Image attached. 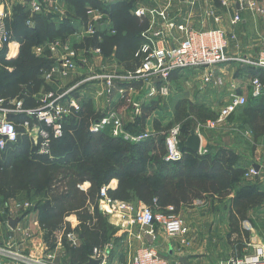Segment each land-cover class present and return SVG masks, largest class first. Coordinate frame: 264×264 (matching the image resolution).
Here are the masks:
<instances>
[{
	"label": "trees",
	"instance_id": "16d2710c",
	"mask_svg": "<svg viewBox=\"0 0 264 264\" xmlns=\"http://www.w3.org/2000/svg\"><path fill=\"white\" fill-rule=\"evenodd\" d=\"M62 1L69 8L63 16L47 9L34 14L20 7L13 18L6 19L12 37L19 43V52L11 55L7 54V49L0 52V98L5 101L4 106L14 99L22 100L24 110H37L42 106L40 93L54 90L45 73L56 60L49 49L45 48L38 55L35 48L64 40L67 35L78 33L79 28H89L91 11L103 17L98 27L93 26L92 34L84 35L81 46L74 43V48L83 50L89 63L92 62L90 49H99L106 57L114 56L126 73L135 72L141 66L145 55L137 53L147 40L143 34L150 29V20L136 15L137 0ZM213 1L217 6L222 3ZM249 70L251 76L264 79V69L252 66ZM116 81L117 84L137 82ZM78 88L69 95L76 96ZM254 99L255 103H250L244 112L258 114L249 122L257 137L264 134V117H261L264 93ZM80 104L79 111L73 109L63 118L64 134L60 138L52 137L48 152H40L42 139L36 145L24 127L28 121L31 127L38 125L51 131L46 122L27 111L12 114L10 120L16 125L18 138L0 148L2 221L8 219L5 206L10 199L20 195L23 201L31 199V207L41 211V225L47 232L50 248L55 247L56 231L62 230L64 235L76 232L81 236V245L73 247L67 243L66 246L71 252V263L84 264L94 248H101L111 238L118 241V236L115 237L118 229L99 208L100 191L113 180H117V185L107 189L111 198L140 201L154 210L166 211L173 206L177 214L182 206H192L197 199L223 202L236 189V196L230 198V225L232 232L238 234L237 246L243 247L241 240L250 236L243 224L250 221V210L264 204V187L257 181H246L248 168L238 153L225 146L212 145L207 146L206 152L196 153L188 149L182 139V158L167 161L164 136L152 133L151 138L135 142L113 136L109 130H93V122L105 112L100 114L92 100H83ZM153 109V106H143L142 119L131 123L126 130L131 134L146 132L143 126ZM70 215H76V225L67 220Z\"/></svg>",
	"mask_w": 264,
	"mask_h": 264
},
{
	"label": "crops",
	"instance_id": "0c3cea01",
	"mask_svg": "<svg viewBox=\"0 0 264 264\" xmlns=\"http://www.w3.org/2000/svg\"><path fill=\"white\" fill-rule=\"evenodd\" d=\"M175 1L179 2L181 6L180 8L182 9L181 13L174 11L173 3ZM223 1L224 0H221V5L217 6L213 0H166L164 5L169 4L168 15L177 23L184 24L187 28L207 26L209 28H221L228 33V35H231L227 47V53L230 58L241 57L257 59L260 51L264 49V14L242 8L241 3L235 0H227L229 3L228 7L223 4ZM256 1L264 7V0ZM23 2L29 3L25 0ZM144 5L145 4L136 2V9L145 7ZM183 9H186L187 11L183 12ZM171 10H173V12ZM237 12L240 13L241 20L237 23H233V18ZM102 17L103 15L99 12L91 11L90 24L93 25V23H95L96 26L99 23V19ZM154 22V24H151L152 22L150 21V28H159L162 25L160 17H155ZM250 30L253 31L250 32ZM74 35L79 36L81 34L79 32L76 34H69L64 40L58 39L56 42H53L55 43V48L52 53L56 60L55 64L58 63V59L63 54V48L65 45L70 46L71 43L69 42H71V39L69 37ZM185 36V31L176 28L167 31L165 37L162 39V43L165 46H173L185 38ZM7 50H16L18 53L19 47L18 50L16 46L14 49ZM89 52L92 53L90 56L92 62L90 63L94 64V66L96 63L93 56H97V58L102 60V63L96 67L97 69L101 68L100 66H103L112 71H122V74L127 72L125 71L124 66L120 64L114 56L106 57L101 52H95V50L91 49ZM91 67L92 66L89 64L81 65V71L78 70L70 77H64L60 73H56V75L48 81L54 85L53 91L58 94L66 92L75 83V85H78L79 87L77 95H74L77 100L79 102H82L83 100H92L95 109L99 111L102 106V103L98 101L100 100V97H98L97 100L96 98L90 97L93 96L92 93H90V95L88 94L90 81H87L86 79L94 73ZM208 70L210 69L206 67L198 68L199 73L202 75H200L199 78L197 77V80H200V83H202L203 86L215 89L217 94L215 96H218L221 100L226 99L227 96L229 98V93L233 89L243 94L252 90L249 79L251 76V70H249L248 65L243 64L240 61L233 59L228 60L212 69L215 70L214 72H216V76L224 81L223 84L210 85L205 83L203 77ZM186 71H193V69L178 70L170 76V91L168 95H161L158 92L161 80L158 77H152L148 83L143 80L142 82L141 80L137 81L140 84L137 88L134 87V84L129 87L122 86L123 82H120L117 85L119 91L114 92V97H112L114 100L118 101L122 96L120 91L124 90L123 92H125V95L128 93L129 88L131 89V87H134L135 89L133 91L137 94H135V96H138L141 93V97H139L138 100L136 99L138 103L141 104L143 98L144 100L147 98H153L152 101L150 99L143 105L154 107L153 111L146 118L143 129L144 131H149L151 129L154 130L155 123L158 122V120L161 121L162 124L166 122V120L168 122L170 121V119L165 118V112L163 113L164 110L163 107L161 108V104L164 103V109L168 107L172 94L175 91L174 83L178 79H181L179 77H181L182 73ZM194 77L196 78V75H194ZM152 88H155L154 91H152ZM199 90L200 89L195 91V97ZM45 94L46 93L44 92L40 93L39 97H41V101ZM157 96L161 97V99L157 98V101H160L159 106L155 103L153 104ZM62 102L66 106H69V95L64 96ZM107 102H110V100ZM121 107L120 113L125 129L126 127L128 128L131 123L135 124L138 119H142L144 113L143 107L141 114L139 115L138 113L133 115V110H128V106ZM1 116L2 115H0V118ZM32 134L35 135L34 131ZM234 134L235 137L238 135L237 132H234ZM33 135L31 137L32 139ZM222 141L221 138H218L217 140L213 139L210 140L209 144L216 147L225 146L231 148L242 156V159H244L243 164L248 169L253 167V165H256L258 167V175L246 178V181L249 183L257 181L264 187V134L254 137V139L250 141V144L252 145V148L250 149H247L246 146L243 148L241 144H238L235 138H232L231 143L228 145H225ZM110 185L111 187H115L117 185V180H113ZM236 194V189H234L233 193L223 202L211 198L206 200L197 199L192 206H182L179 209L178 215L189 227L188 233L184 236L169 237L164 229L157 223L154 224V232L151 234L147 231L149 229L148 227L142 229L138 224L128 225L126 219H124L126 221L125 224H116L114 218L109 217L110 224L116 226L118 229V241H114V239L111 238L106 241L101 248L108 253L109 264H119V261H125L126 264H129L135 253L142 247L155 248L158 253L169 262V264H221V262L233 257H242L248 260H253L255 259V256L260 254V250L261 252L264 250V237L261 238L259 234H256L258 240H255L254 233L252 232V229L254 228L259 233L257 219L261 212L256 211L263 208L264 204L248 212L250 221H245L243 226L250 232V236L241 240L244 245L239 248L236 242L238 234L232 232V227L230 225V198L236 196ZM22 197L23 196L20 195L17 198L10 199L6 203V207H8V220L14 219L16 224L13 227L10 224H6V222L3 224L0 223V245L9 248L12 252L21 253L38 260H48V258H50L53 264H72L71 252L66 245L67 243L73 247L81 245V236L76 232H71L76 233L79 240L77 245H73L69 241L68 235H64L62 230H58L55 232V247L50 248L46 241L47 232L41 225V211L32 208L33 206L30 208H25L23 206L19 207L18 203L23 201L21 200ZM138 203L141 202L138 201L134 204ZM0 213H2L1 207ZM67 220L72 225L78 223L76 215H70L67 217ZM184 238L186 239V242L183 241ZM7 261L9 264H22L13 257L8 258Z\"/></svg>",
	"mask_w": 264,
	"mask_h": 264
},
{
	"label": "built area",
	"instance_id": "2783aa9c",
	"mask_svg": "<svg viewBox=\"0 0 264 264\" xmlns=\"http://www.w3.org/2000/svg\"><path fill=\"white\" fill-rule=\"evenodd\" d=\"M107 1V0H105ZM241 3L242 8H246L252 11L264 14V7L260 5L256 0H235ZM33 2L32 12L35 13L41 9V1L39 3ZM225 6H229L227 0L223 1ZM43 8V5H42ZM241 8V9H242ZM135 13L141 17H148L151 24H154L155 17H160L162 25L159 28L153 29L151 27L143 35L147 39L142 45L139 53L145 55L142 64L137 68L135 72H128L126 75H118L113 73H100V75H91L87 78V81L99 79L104 81L106 86V93L108 96H112L117 88L116 79L126 80H137L147 81L150 78L158 77L161 80L160 88L158 92L161 95H168L170 91V76L172 73L178 70L187 68H209L203 79L205 83L210 85L223 84V80L216 76L214 67L228 60H237L248 67H257L264 69V49H262L257 59L233 57L230 58L227 53L228 47V36L227 33L221 28H206V29H189L184 24L177 23L174 19L168 17L165 10H159L158 8H146L140 7L135 9ZM8 13L3 6H0V52L4 49H14L19 47V43L12 37L9 31L6 19ZM241 20L240 13H236L233 18V23H237ZM180 29L186 32L185 38H183L177 44L173 46H165L162 43V39L165 37L167 31L172 29ZM94 28L84 29L83 33L92 34ZM49 49L53 52L55 43H48L35 48V52L40 55ZM64 52L58 59V63L54 64L49 71L45 73L47 80H51L56 73H60L64 77H70L76 73L81 65L89 64L85 52L75 49L72 46L65 45L63 48ZM92 50V49H91ZM8 51V50H7ZM17 53L16 50L8 51L7 54ZM95 52H101L99 49H95ZM53 54V53H52ZM92 68V67H91ZM250 85L252 88V94L255 97H260L264 93V79L259 76H250ZM77 88L78 85H74L64 93H56L54 91L45 94L42 100V106L37 110H24L22 109V100L14 99L8 105L4 106L5 101L0 98V148L3 149L7 142H15L18 138V131L15 123L10 120L9 115L16 114L19 112L27 111L28 114L36 115L40 121H45L47 127L51 128V131L45 127L35 125L30 126L28 121H25L24 127L27 134L33 135L34 143L37 145L40 138L42 139L40 152H48V145L53 138H60L64 134L62 120L70 114L74 109L79 111L81 108L80 102L75 96H70V92ZM133 90V87H131ZM155 88H152L154 91ZM124 90H122V93ZM69 95V106H66L62 99L64 96ZM130 101V100H129ZM136 113H140V103L133 101ZM247 104V96L243 93H239L233 89L229 93L228 101L225 105L220 108L217 119L215 121L209 120L204 125L209 127H215L220 125L229 115L235 112L240 107ZM92 129L96 131L109 130L113 136L123 137L128 141L139 142L144 139L151 138L152 133L146 131L140 134H131L125 129V125L122 117L114 110L103 113L102 117L98 118L92 124ZM166 142V155L165 160L167 161H179L183 156L181 149L180 140V125L176 124L169 130V135L165 140ZM202 152V150H201ZM206 152V151H203ZM258 170L254 167L248 169L245 174L246 178H251L258 175ZM111 186V185H110ZM110 186L102 187L100 191L99 208L100 211L115 219L116 224H125L127 220L128 225L138 224L142 229L148 227L149 233L154 232V224H159L169 237L184 236L188 233L189 227L185 221L177 214L174 213V207L170 206L167 210H154L152 207L144 204L133 202L115 200L111 198L107 189ZM18 206L30 208L32 206L31 201L25 200L18 203ZM6 224H9L6 221ZM68 239L73 245L78 244V237L76 233H68ZM186 242V239H183ZM16 258L22 264H53L48 258L36 259L34 257H28L21 253L12 252L9 248L0 245V264H9L8 258ZM91 258L100 259L99 264H109L108 253L102 248H94ZM129 264H169V262L161 256L158 251L153 247H142L140 248ZM221 264H264V250H260V254L255 256V259L248 260L242 257H233L228 260L221 262Z\"/></svg>",
	"mask_w": 264,
	"mask_h": 264
},
{
	"label": "rangeland",
	"instance_id": "374dc122",
	"mask_svg": "<svg viewBox=\"0 0 264 264\" xmlns=\"http://www.w3.org/2000/svg\"><path fill=\"white\" fill-rule=\"evenodd\" d=\"M24 0H0V6H3L4 9L8 13L9 18H13L14 14L16 13L17 10L21 9L20 7H23L24 10L31 12L33 9V2L29 3H24ZM41 4V9L39 11H36L34 14L41 13L42 9L46 10L47 12L51 13H58L60 16L66 15L68 13V5L65 4L62 0H40ZM112 1V0H111ZM153 1V2H152ZM137 2H140V4H145L144 6L146 8H151V7H156L159 10H165V14H169V4H165L166 0H137ZM163 5V6H162ZM159 6V7H157ZM161 6V7H160ZM174 11L177 13H181L182 9L180 8L179 2L175 1L173 3ZM43 10V11H44ZM173 12V10H171ZM187 10L183 9V12H186ZM229 14V13H228ZM228 16V15H226ZM168 17H170L168 15ZM171 18V17H170ZM173 19V18H172ZM102 25V24H101ZM96 27L95 24L91 25V27ZM105 26L102 25V28ZM209 28L207 27H194L189 29H206ZM85 29V28H84ZM175 29V28H174ZM172 29V30H174ZM171 31V30H170ZM253 30H250L252 32ZM78 32L81 34L79 36L74 35L69 37L71 39L70 46H74V43H77L78 46H81V42L85 38L84 35H90V34H84L83 33V28H79ZM248 32V30H247ZM228 35V33H227ZM231 35H228V42L229 38ZM15 43V39L13 41V44ZM243 56V55H240ZM95 60V66L92 64V69L94 73L92 75H100V73H113V74H118L121 71L118 70H110L107 67L100 66L101 68L97 69L96 67L102 63V60L100 58H97V56H93ZM101 61V62H100ZM111 66V65H110ZM81 68V67H80ZM78 69L81 71V69ZM188 69H193V71H186L183 72L181 79H178L174 83V92L172 94V97L170 99V103L166 109H164V103L161 104V108L163 107V113L165 112V118L170 119L168 122H164L163 124L161 121L158 120V122L155 123V129H151L148 132L150 133H159L157 135H162L166 138L169 135V130L171 127H173L176 124L180 125V140L186 141L188 136L190 135V131L192 129H195L198 134L202 137V152L207 151V146L212 145L209 144L210 140L213 139H218L221 138L223 140L222 142L225 145H228L231 143V139L235 138L238 142V144H241L243 148L244 146L247 147V149L252 148V145L250 144V141L254 139L253 131L251 126L249 125V122L252 121L253 118L257 117V113L249 111V112H244V109L250 104V103H255V96H253L252 91H249L248 93H244L247 96V104L239 109L236 110V112H233L231 115H229L223 122H220V125H217L215 127H209L204 125L205 123L207 124V121L213 120L215 121L217 119L218 113L220 108H222L223 105H225L228 101V96L226 99L219 98L216 94V90L213 89L212 87H206L203 86L202 83H200V80H197L200 75L198 68H187ZM103 71V72H101ZM73 75V74H72ZM71 75V76H72ZM120 75V74H118ZM196 75V78L194 77ZM198 77V78H197ZM195 81V82H194ZM198 81V82H197ZM90 85L88 87V94L90 93L93 94V96H90L92 98H96L98 100V97H100V100H98L100 103H102V106L99 109V113H103L104 111H110L114 110L116 111L120 116H121V106H128V110L132 109L133 115H136L135 113V107L132 104L133 101L138 100L139 97H141V93L138 96H135V92L133 91L135 88H137L140 84L138 82L134 83L133 90L129 88V91L127 94L124 95L122 93V96L120 100H114L113 93L112 96H108L106 93V86L104 81L101 80H92L89 82ZM193 86H192V85ZM132 82L130 83H122V86H132ZM198 89L199 92L197 96H194L195 91ZM96 90V91H95ZM119 91L118 88L115 92ZM156 91V90H155ZM97 92V93H96ZM158 93V92H156ZM102 94V95H101ZM159 94V93H158ZM137 95V94H136ZM145 95V94H144ZM217 97V98H216ZM254 97V98H253ZM157 98L161 99L160 96H157L153 102V104H157L158 106L160 105V101H157ZM103 99V100H101ZM122 99V100H121ZM151 98H147L146 100L141 101L140 104V113L142 111V107L144 103ZM153 99V98H152ZM151 99V101H152ZM110 102H107L109 101ZM130 100V101H129ZM137 102V101H136ZM150 103V102H149ZM151 105V104H150ZM167 106V105H166ZM134 108V109H133ZM162 110V109H161ZM166 110V111H165ZM138 114V115H139ZM164 115V114H163ZM216 116V118H214ZM261 117H264L263 114H261ZM234 132H237L238 135L235 137ZM36 133V132H35ZM29 135V134H28ZM157 135L155 138H157ZM32 137V135H29ZM204 138V140H203ZM218 142V141H216ZM250 145V146H249ZM214 146V145H212ZM242 157V156H241ZM244 160V159H243ZM24 198V197H22ZM21 198V200H23ZM31 200V199H29ZM132 203V202H131ZM5 208H8L5 206ZM261 212L258 215L257 223L259 225V233L256 231L254 228L252 229V232L254 233L255 240H258L256 237V234H259L260 237H264V207L257 210L256 212ZM0 223H5L2 221V216L4 215V210L2 209V213H0ZM8 217V215H7ZM9 219V218H8ZM6 220L9 222V220ZM115 220V219H114ZM116 227V226H115ZM252 227V226H251ZM118 235V232L116 231L115 237ZM262 240V239H261ZM115 241V239H114ZM119 264H126L125 261H119Z\"/></svg>",
	"mask_w": 264,
	"mask_h": 264
},
{
	"label": "water",
	"instance_id": "95a60500",
	"mask_svg": "<svg viewBox=\"0 0 264 264\" xmlns=\"http://www.w3.org/2000/svg\"><path fill=\"white\" fill-rule=\"evenodd\" d=\"M27 2H36V3H39L40 0H25ZM12 115H9L8 117H11ZM185 146L190 149L191 151L193 152H196V153H200L201 152V149H202V137L200 136V134H198L196 132L195 129H192L190 131V135L188 136V138L186 139L185 141ZM253 167L255 169L258 170V167L256 165H253ZM9 224L11 226H15L16 224V221L14 219H10L9 220ZM100 263V259H96V258H90V260L85 263V264H99Z\"/></svg>",
	"mask_w": 264,
	"mask_h": 264
}]
</instances>
